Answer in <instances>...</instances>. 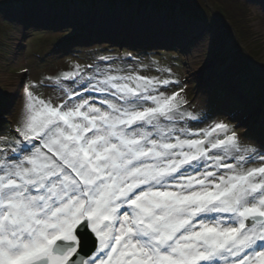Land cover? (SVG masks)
I'll use <instances>...</instances> for the list:
<instances>
[{"label": "snow or ice", "instance_id": "obj_1", "mask_svg": "<svg viewBox=\"0 0 264 264\" xmlns=\"http://www.w3.org/2000/svg\"><path fill=\"white\" fill-rule=\"evenodd\" d=\"M185 9L0 0L21 36L39 21L119 42L0 92V264H264V69L221 59ZM193 34L184 79L143 47L182 54Z\"/></svg>", "mask_w": 264, "mask_h": 264}, {"label": "rangeland", "instance_id": "obj_2", "mask_svg": "<svg viewBox=\"0 0 264 264\" xmlns=\"http://www.w3.org/2000/svg\"><path fill=\"white\" fill-rule=\"evenodd\" d=\"M224 2L227 1L220 0L217 5ZM185 4V13L190 19L211 21L217 55L233 66L251 70L250 77L258 79L260 70L264 69V0H239L238 4L245 10L236 7L239 13L233 12L234 19H228L220 7L212 6L209 0H185ZM9 20L15 23L16 18L9 15ZM235 22L238 26L242 22L244 28L247 27L245 42L236 34L232 26ZM65 36V33L54 30L51 24L39 21L33 22L21 36L13 31L12 24L0 22V45L8 53L5 58H0V92H11L29 76L55 75L67 68L73 56L88 60L105 47L115 50L119 43H99V40L90 38L66 41ZM143 47L161 66L171 65L180 79L187 76L185 66L191 71L195 67L194 61L198 63L194 34L182 48V54L173 51L172 43L166 39L149 41ZM21 68H27L28 74L22 73ZM4 119L11 123L13 118L5 116Z\"/></svg>", "mask_w": 264, "mask_h": 264}, {"label": "trees", "instance_id": "obj_3", "mask_svg": "<svg viewBox=\"0 0 264 264\" xmlns=\"http://www.w3.org/2000/svg\"><path fill=\"white\" fill-rule=\"evenodd\" d=\"M226 1L227 2H224L222 5H217V3L220 2V0H209V2L212 4V6L215 5L216 7H220L219 9L223 12V15H227L228 16V19H230V18L231 19H234L235 18V15H234L233 12H236V14L239 13L237 11V8L236 7H238L239 10H242V11L245 10V7L242 6L243 7L242 8L238 4L239 3V0H226ZM232 26L235 29L236 34L245 42L246 37H247L246 30H248L247 27L244 28V25H242V22H240V25L239 26H238V23H236V22L234 24H232Z\"/></svg>", "mask_w": 264, "mask_h": 264}]
</instances>
